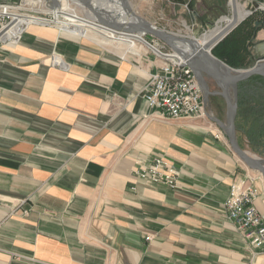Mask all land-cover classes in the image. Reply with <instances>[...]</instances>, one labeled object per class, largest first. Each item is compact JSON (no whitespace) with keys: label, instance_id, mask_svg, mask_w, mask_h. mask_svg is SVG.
Instances as JSON below:
<instances>
[{"label":"crops","instance_id":"obj_1","mask_svg":"<svg viewBox=\"0 0 264 264\" xmlns=\"http://www.w3.org/2000/svg\"><path fill=\"white\" fill-rule=\"evenodd\" d=\"M263 1L249 0V65L236 69L264 58ZM25 26L0 48V264H264L223 205L232 183L253 176L264 220L255 171L205 118L147 105L159 59H124L65 37L91 40L65 27ZM123 44L135 43L99 45L146 48ZM160 156L179 170L173 189L135 173Z\"/></svg>","mask_w":264,"mask_h":264},{"label":"built area","instance_id":"obj_2","mask_svg":"<svg viewBox=\"0 0 264 264\" xmlns=\"http://www.w3.org/2000/svg\"><path fill=\"white\" fill-rule=\"evenodd\" d=\"M30 6L34 7L32 3L23 1L0 0V48L14 46L20 41L27 29L25 25L20 24L18 35L10 30L25 14L35 12ZM259 8L264 9V1ZM163 44L158 43V52L154 51L161 64L157 71L151 73L145 88L143 96L147 105L169 118L203 117V93L193 71L182 57L176 56L172 49L166 50V44ZM135 173L148 184L166 185L172 189L177 186L179 176V170L161 156ZM254 180L255 177L246 176L232 183L223 205L229 221L255 252H264V220L255 204L259 190Z\"/></svg>","mask_w":264,"mask_h":264},{"label":"rangeland","instance_id":"obj_3","mask_svg":"<svg viewBox=\"0 0 264 264\" xmlns=\"http://www.w3.org/2000/svg\"><path fill=\"white\" fill-rule=\"evenodd\" d=\"M8 1H13V2L23 1V3L30 4L29 0H8ZM43 1H44L43 6H42L43 10L41 11L35 10V12H31L33 15L32 14H25V15L32 16L35 18H41V20H36V21L40 23H46V26L48 25V26L53 27V29L57 32L58 30L61 31L63 29V26L73 27L76 25L72 23L71 21L65 18H62V17L58 19L53 18L52 14L49 13L48 10L46 11V9L48 8L54 9L51 7V1L50 0H43ZM66 1L69 4V8L74 9L78 16L85 17V9L83 10L82 8H80L76 4H73L69 0H66ZM110 1L112 3V6L110 8L108 7L106 8V6L102 4V8L104 9L103 12H108L110 16L114 15L113 11L123 13L120 0H110ZM127 1L129 2L132 9L139 16L144 18L146 21H148L152 25L160 29L166 30L170 33H175L177 35L186 36V37L192 36L195 38H200L204 33L207 32V30L212 29L215 21L218 20L221 16H228V15H231L232 13L231 7L230 5H228V0H127ZM237 2L243 5L244 9H246L247 11L248 10L253 11L254 6L253 5L251 6V4L249 3V0H237ZM30 7L32 9H36L38 6L34 5V7L33 6H30ZM59 7H61V0L59 2ZM257 8H259V5L257 6ZM250 16L251 14H249L248 17ZM44 19H47L49 21L46 22ZM69 22H71L72 24ZM75 23H78V22L75 21ZM81 27L88 33L91 32V33L99 35L101 38H105L107 41L110 42V44L114 43L118 45L119 42L122 41V40H110L106 35H102L101 33L99 34V32L95 31L94 29H90L84 26H81ZM62 36H65V35H62ZM142 36H143L142 38L144 41H139L136 39L126 40L128 44H131L133 43V41H135V44L133 45V47H130L125 44L121 46V47L129 48V49H135L140 46L146 47V48H142L139 53H132L123 48L121 49L115 48V46H102V45H99L91 41L92 39L88 40V39H83V38L76 39V38H71L68 36H65V37L84 42L88 45L96 47L97 49H101L103 51L112 53L114 55L123 57L124 59H128V58L138 59L140 57L145 58L146 56H150L151 54L155 56L154 51L158 52V49H157V47H159L158 43H160L161 45H164L163 42L149 34H143ZM154 41L157 43H155ZM143 43H148L149 45L153 46L155 50L153 51L152 50L153 48L151 49L149 48V46ZM110 44H106V45H110ZM165 49L169 50L171 48L166 45ZM208 83H209L211 91H218V92L221 91L220 87L212 79H208ZM205 111L209 115L216 116L220 120L224 121L226 117V102H225L224 97L219 94L210 95ZM203 118H205L208 123L210 122L213 123V128L215 127V123L209 120L210 118L207 116L206 113L204 114ZM224 137H225V140L228 141L225 135ZM237 140L242 149L246 150L253 156L264 158V153L260 151H255L254 147L250 145L247 138L238 132H237ZM238 160L242 162L239 157H238ZM255 173L257 175L256 177L258 178V181L260 182L259 186H261L264 190L262 176L258 172H255Z\"/></svg>","mask_w":264,"mask_h":264},{"label":"water","instance_id":"obj_4","mask_svg":"<svg viewBox=\"0 0 264 264\" xmlns=\"http://www.w3.org/2000/svg\"><path fill=\"white\" fill-rule=\"evenodd\" d=\"M50 1L52 8L57 7V0ZM88 1L89 0H84V2L86 3ZM120 1L122 2L124 9L137 18L138 28L143 32V34H149L151 36H154L158 40L168 45L173 51L178 52L173 47L171 39L168 38V34L175 33H170L166 30L160 29L152 25L136 13L127 0ZM250 13L251 10H249V14ZM246 17H244L243 19H245ZM243 19L238 22H235L233 25L228 27L218 38L213 40L211 43H206L201 46L196 43H193L190 52L178 53H180L181 57L186 61L187 66L194 73V76L203 93V104L205 108L208 104L210 95L219 94L224 97L226 102V117L224 121L220 120L216 116L209 115L206 111L205 113L210 118V120L214 122L219 129L223 131L224 135L228 139V143L232 151L240 158V160L249 169L258 172L262 176V182L264 186V158L253 156L240 147L237 140V131L235 126L238 101V84L239 82L244 81L252 77L253 75H259L264 77V58L259 59L255 64H253L249 68L236 69L229 66L224 61L212 54V49ZM219 20L220 18L215 21L212 29L216 27L217 22ZM173 37L178 39L181 38L177 37L176 35H173ZM211 62L217 63L221 67V71L214 69V67L211 65ZM208 79H212L220 87L221 91H211Z\"/></svg>","mask_w":264,"mask_h":264},{"label":"bare ground","instance_id":"obj_5","mask_svg":"<svg viewBox=\"0 0 264 264\" xmlns=\"http://www.w3.org/2000/svg\"><path fill=\"white\" fill-rule=\"evenodd\" d=\"M29 1L33 5L38 6L35 10H43V0ZM57 1V7H55L54 9L48 8L46 9V11L48 10V12L51 13L53 18L55 19L62 17L76 24L73 27L65 26V28H70L71 30L80 33L86 38H90L99 44H110V42L107 41L105 38H101L97 34L91 32L88 33L87 31L82 29L81 26L94 29L95 31L99 32V34L101 33L102 35H106L110 40H122V42H125L128 39H136L139 41H144L142 38L143 32L138 28L137 18L124 9L121 1L120 3L123 13L113 11L114 15L110 16L108 12H103L104 9L102 8V4L106 6V8H110L112 6L110 0H89L87 3L84 2V0H69L70 2L76 4L83 10L85 9V17L78 16L74 9L69 8V4L66 0H61V7H59L60 0ZM228 5H230L231 7L233 15L231 13V15L220 17V20L217 22L216 27L211 30H208L200 38H195L192 36H180L177 34H168V38L171 39L173 47L180 53H188L190 52L193 43H196L199 46L206 43H211L213 40L218 38L228 27L233 25L235 22L240 21L249 14V10L247 11L246 9H244V6L239 4L237 0H228ZM36 20H41V18H35L32 16L24 15L21 18L20 23L12 27L10 32L14 35H18V28L20 27V24L25 25V23H27L28 21H31V23H40ZM44 20L46 22L49 21L47 19ZM75 21H77L78 23H75ZM173 35H176L177 37L181 38H174ZM133 43H135V41H133ZM178 52L174 51V54L178 57H181L180 53ZM211 65L214 67V69L221 71V67L217 63L211 62Z\"/></svg>","mask_w":264,"mask_h":264},{"label":"trees","instance_id":"obj_6","mask_svg":"<svg viewBox=\"0 0 264 264\" xmlns=\"http://www.w3.org/2000/svg\"><path fill=\"white\" fill-rule=\"evenodd\" d=\"M249 19H244L212 49L214 56L235 68L249 65L245 60L249 53L245 43L254 32ZM235 126L255 151L264 153V77L253 75L239 82Z\"/></svg>","mask_w":264,"mask_h":264}]
</instances>
